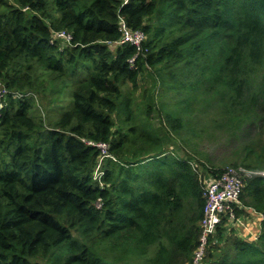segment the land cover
Instances as JSON below:
<instances>
[{"label":"trees","instance_id":"trees-1","mask_svg":"<svg viewBox=\"0 0 264 264\" xmlns=\"http://www.w3.org/2000/svg\"><path fill=\"white\" fill-rule=\"evenodd\" d=\"M0 85V264H189L229 167L250 172L234 212L264 215V0H0ZM86 141L115 158L102 185ZM260 225L217 226L205 262L264 264Z\"/></svg>","mask_w":264,"mask_h":264},{"label":"built area","instance_id":"built-area-1","mask_svg":"<svg viewBox=\"0 0 264 264\" xmlns=\"http://www.w3.org/2000/svg\"><path fill=\"white\" fill-rule=\"evenodd\" d=\"M128 2L129 0H122V4H126ZM118 28L121 33V37L116 41L117 44H133L137 51L141 49L145 38V35L141 30L130 29L124 18L121 16H119ZM58 35L66 42H70L69 34L64 31L59 32ZM133 60L134 57L130 58L129 62L132 64ZM4 91L5 89L2 85H0V98ZM86 143L97 146L101 151V155L94 167L93 179L96 180L98 184L102 185L103 182L101 181V176L103 175L104 159L111 157L115 160V158L107 153V144L105 142L95 143L92 141H86ZM249 173L250 172L248 170L241 166L229 167L216 177L210 178L204 182L202 196L204 197L205 204L203 207V216L199 222V242L193 251L191 262L189 264H207V262H205V257L207 246L209 244L208 240L215 233L217 226L222 225L230 232V230L233 229V226L236 225L237 221H239L231 204L239 203V196L242 188L241 177L248 175ZM260 173L261 175H264V171ZM239 209H247L248 213L256 214L255 219L259 221V228L256 232H253L255 234L253 238L256 239L260 233V224L264 219V215L261 212L252 210L245 206H240ZM255 219H252V221ZM241 225L244 226L243 224ZM245 230L247 229L245 228Z\"/></svg>","mask_w":264,"mask_h":264},{"label":"rangeland","instance_id":"rangeland-1","mask_svg":"<svg viewBox=\"0 0 264 264\" xmlns=\"http://www.w3.org/2000/svg\"><path fill=\"white\" fill-rule=\"evenodd\" d=\"M45 88L43 89V92L45 95L49 96H53L54 98V103H50V105L48 106V108H50L49 110V115H50V120H56L58 119L59 113L62 110L63 107H57L58 104L60 103L61 100H65L64 97L61 98L60 93H58V91L56 92V90H54L53 92H51V88L53 86V84L51 82H49V80L45 79L43 81V84H45ZM63 90V89H62ZM60 99V101H58ZM58 101V102H57ZM34 106L31 110V114L33 116H35V118L38 117H42L45 113V109L43 108L40 98L39 96L36 94L34 95ZM207 143V142H205ZM247 209H242L241 213L237 215L239 221H237L235 229H231L228 235H237L243 239L246 240H251L254 241L256 239L253 238V236L255 235L253 233V230H256L259 228L258 224L259 221L258 220H254L252 221V216H250L249 219H246L247 217ZM241 224H243L244 226H242ZM240 227L242 228V233H240ZM245 228L247 230H245ZM261 228V227H260ZM260 231V230H259ZM252 233V234H251Z\"/></svg>","mask_w":264,"mask_h":264},{"label":"crops","instance_id":"crops-1","mask_svg":"<svg viewBox=\"0 0 264 264\" xmlns=\"http://www.w3.org/2000/svg\"><path fill=\"white\" fill-rule=\"evenodd\" d=\"M250 216H252V218H250ZM255 219L256 218V214H250V213H248L247 212V217H246V219ZM235 226L236 225H234L233 226V229H235ZM257 231V229L256 230H253V232H256ZM225 232L227 233V234H229V230L226 228V230H225ZM240 233H242V228L240 227Z\"/></svg>","mask_w":264,"mask_h":264}]
</instances>
